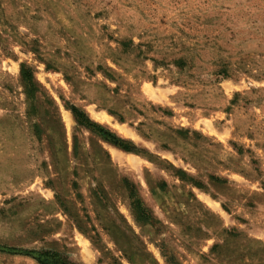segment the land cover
<instances>
[{"label": "rangeland", "instance_id": "obj_1", "mask_svg": "<svg viewBox=\"0 0 264 264\" xmlns=\"http://www.w3.org/2000/svg\"><path fill=\"white\" fill-rule=\"evenodd\" d=\"M47 251L264 264V0H0V264Z\"/></svg>", "mask_w": 264, "mask_h": 264}, {"label": "trees", "instance_id": "obj_2", "mask_svg": "<svg viewBox=\"0 0 264 264\" xmlns=\"http://www.w3.org/2000/svg\"><path fill=\"white\" fill-rule=\"evenodd\" d=\"M21 75H22L23 79L25 80V82L27 83L28 87L30 88L29 94L33 98L34 97V90H35L34 84H33V73L24 64H22ZM71 107H72V110L75 113V115L78 117V119H83V117L80 114V112L78 111V109L75 108L74 106H71ZM85 121H86L85 123H87L88 125L96 128V129H100V131L102 133H104L106 136H108L116 145L122 147L124 150H126L128 152L136 151V148L131 146V145L121 144L119 142V140H116V138H114V136L110 132H106L104 129L100 128V126H98L97 124H95V123L90 124V122H88V120H85ZM130 198L133 200L132 207L136 213V217H137L138 221L142 222V223H149V221H150L149 216L145 213L144 209L141 206V202L135 197L133 192L130 193ZM38 258H39V260H38L39 264H72V263L68 262V260L63 258L59 252L47 251V252L40 254V257H38Z\"/></svg>", "mask_w": 264, "mask_h": 264}]
</instances>
